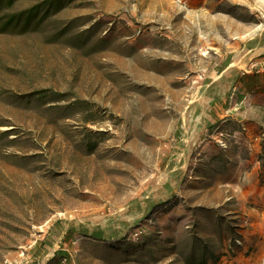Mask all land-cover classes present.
<instances>
[{
	"label": "rangeland",
	"instance_id": "1",
	"mask_svg": "<svg viewBox=\"0 0 264 264\" xmlns=\"http://www.w3.org/2000/svg\"><path fill=\"white\" fill-rule=\"evenodd\" d=\"M1 1L0 264H264V5Z\"/></svg>",
	"mask_w": 264,
	"mask_h": 264
},
{
	"label": "trees",
	"instance_id": "2",
	"mask_svg": "<svg viewBox=\"0 0 264 264\" xmlns=\"http://www.w3.org/2000/svg\"><path fill=\"white\" fill-rule=\"evenodd\" d=\"M14 0H6L4 4L10 5ZM70 0H47L44 1L42 4L34 6L30 8L29 10H26L22 13H19L17 15L9 16L8 19L5 21V23L2 25L4 29L10 30V32H13L14 30H19L20 32H25L27 28L31 27L35 29L40 28L42 25V22L46 20V16L48 14H53V12H57L61 10L65 4H67ZM3 1L0 0V5ZM40 18L38 20L37 17ZM66 97L64 95H56L51 92H40V97H38L37 100H48V101H56L63 100ZM67 111H79L84 112L85 122L87 123L89 119L87 117H91V113L89 112V105L86 102L82 101H74L70 104V106L67 107ZM218 123L213 124L210 126V130H214L218 127ZM82 141L84 142V147L86 150H91L94 146L93 139L90 135H86L83 137ZM217 230L219 231L218 236H225L229 233V229L227 228L224 230L220 223L215 224ZM225 237L222 239L224 240ZM234 246V244H233ZM230 249H228L229 251ZM232 250V249H231ZM213 257V254H212ZM215 258V255H214ZM200 264H206V261H202Z\"/></svg>",
	"mask_w": 264,
	"mask_h": 264
},
{
	"label": "crops",
	"instance_id": "3",
	"mask_svg": "<svg viewBox=\"0 0 264 264\" xmlns=\"http://www.w3.org/2000/svg\"><path fill=\"white\" fill-rule=\"evenodd\" d=\"M230 1L233 2V0H230ZM243 1H245V0H243ZM258 1L260 2L261 6L264 5V0H258ZM227 160H228V163H227L228 165L227 164L226 165H227V168L229 169L230 167H233L234 165H233V163H231L229 161V159H227ZM220 163H223V160H221ZM258 170H259V165L257 163L256 168L252 173V179L258 177ZM254 172H255V174H254ZM253 182L255 183L253 186H257L259 184L257 179H256V182L255 181H253ZM245 194H246L248 200L254 201V198H255V201L257 204V206H255V207L263 209V206H264V187L263 186H261L260 188L256 187V189L254 191L248 190L247 192H245ZM256 225H258V224H256V223L251 224V226H253V227H255ZM262 225H264V224H261V226ZM223 247L226 248L225 246H223ZM244 248L246 249V251L249 252L247 257H253V259H254V258H258L259 257L258 254H260V258H264V234L262 235V233H259V235H257V236L256 235H249L248 238L244 240ZM225 252H226V249H225Z\"/></svg>",
	"mask_w": 264,
	"mask_h": 264
},
{
	"label": "built area",
	"instance_id": "4",
	"mask_svg": "<svg viewBox=\"0 0 264 264\" xmlns=\"http://www.w3.org/2000/svg\"><path fill=\"white\" fill-rule=\"evenodd\" d=\"M249 68H250V69H253V68H254V65H251Z\"/></svg>",
	"mask_w": 264,
	"mask_h": 264
}]
</instances>
